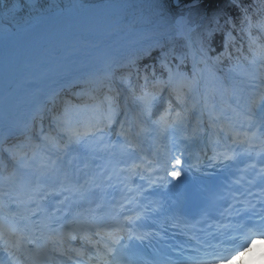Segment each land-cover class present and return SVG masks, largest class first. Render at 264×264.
Wrapping results in <instances>:
<instances>
[{"label": "clouds", "instance_id": "obj_1", "mask_svg": "<svg viewBox=\"0 0 264 264\" xmlns=\"http://www.w3.org/2000/svg\"><path fill=\"white\" fill-rule=\"evenodd\" d=\"M143 2L145 7L132 13L134 21L128 23L123 19L128 0L100 4L108 27L128 36L122 49L88 70L84 81L92 86L90 99L96 105L104 111L110 106L117 110L120 123L106 135H116L120 124L133 130L150 128L165 114L179 113L190 128L205 117L209 121L213 108L219 107L241 116L244 125L254 129L251 135L264 137V120L257 119L264 105V0ZM134 22L141 27H133ZM157 50L158 55L144 61ZM145 95L153 97L150 113L141 104ZM205 164L204 156L191 153L190 167L199 171ZM206 166L213 167L212 160ZM0 212L4 213L0 218L8 215L2 201ZM257 240L264 243V234L248 230L239 248L220 253L219 259H205L228 264V257Z\"/></svg>", "mask_w": 264, "mask_h": 264}, {"label": "snow or ice", "instance_id": "obj_2", "mask_svg": "<svg viewBox=\"0 0 264 264\" xmlns=\"http://www.w3.org/2000/svg\"><path fill=\"white\" fill-rule=\"evenodd\" d=\"M6 7V11L9 10ZM145 113H150L152 109L153 97L145 95L140 98ZM93 116L84 122H74L70 116L69 108L66 106L63 114L56 115L53 119L56 122L57 129L67 137V141L63 146H60L56 142V138L52 136H46L44 139L48 141L53 147L67 148L72 144H80L82 141L87 140L88 146L93 148L98 147H117L119 146L122 152L133 146V135H145L154 133L153 139L161 140L171 138L172 143H176L180 139L189 140L196 137L200 132L201 122H197L190 128L185 126L184 117L179 113L175 116L165 114L160 117L159 120L153 122V126L150 128L133 129L127 125L120 124V130L116 134L119 138L118 144H111L109 142V135L106 132L111 128H114L119 124L117 110L113 107H109L107 111L101 109L99 105L92 106ZM261 112L264 113V105L261 107ZM218 121L219 123H216ZM209 126L214 129L213 131V144L214 155L213 160L223 158L224 160H233L236 155H239L227 142L224 145H220L219 133L223 132L225 135L223 139L227 141L230 136H239L241 133L237 130L238 126L243 127L244 122L239 115L224 116L222 110H216L213 108L209 117ZM219 130V131H215ZM246 137V141L233 140L232 143L243 144L247 143V147L244 148V154L251 156L253 150L257 149L256 155H264V137L257 139L255 135L248 136L247 133L243 134ZM222 147L223 150H219ZM11 153L12 149H8ZM15 158V157H13ZM264 161V160H262ZM181 161H177V164H181ZM256 164H249L245 172L249 169L253 170V178L248 182L255 184L257 179L264 180V167L259 170V175L255 174L254 170ZM174 178H179L180 173H170ZM150 179V178H149ZM239 183V181H237ZM66 191H72V189H64ZM59 195V192L56 193ZM261 202H264V191L260 194ZM68 199V197H65ZM246 207L244 211H248L250 208H254L255 205L251 201H244ZM39 207V204L37 205ZM59 211V209H57ZM264 212V209L261 210ZM35 215V212H33ZM26 216H19L8 214L7 216L0 218V251H3L4 255L0 256V264H43L41 257H46L48 260H55L57 257L49 255V252H58L59 257H65L66 253L62 246V241L76 239L80 236L85 244L83 248H69L68 260H73L75 255L74 264H121L119 254L123 247V243L114 234L101 235L102 226L92 224H84L79 221H71V229L64 231V224H61L58 228H53L49 224H43L40 229V235L36 236L34 233L36 228H30L28 224H21V220H28ZM136 217L130 218L134 221ZM35 223V222H33ZM39 227V225H37ZM91 228H96L94 233L100 238L95 242L88 235V231ZM141 237H138L140 239ZM192 239L199 243L197 237L193 236ZM43 241V243H41ZM49 242L51 248H49ZM28 244H34L35 248L29 250ZM205 257H193L192 264H210V261H206ZM87 257V259H85ZM60 264H65L64 260L60 261Z\"/></svg>", "mask_w": 264, "mask_h": 264}, {"label": "bare ground", "instance_id": "obj_3", "mask_svg": "<svg viewBox=\"0 0 264 264\" xmlns=\"http://www.w3.org/2000/svg\"><path fill=\"white\" fill-rule=\"evenodd\" d=\"M128 3L130 7L123 17L125 23L134 21L132 13L145 7L143 0H128ZM76 26L73 31L57 25L42 27L39 34L28 36L24 45V51L28 52L25 57L24 52L18 50H3L0 53V87L9 86L26 100L32 87L58 86L63 74L69 75L72 68L85 65V44L89 40H106L117 49H122L128 40L124 31H113L108 27L107 17L98 5ZM133 27L141 25L134 22ZM237 261L230 264H238Z\"/></svg>", "mask_w": 264, "mask_h": 264}, {"label": "rangeland", "instance_id": "obj_4", "mask_svg": "<svg viewBox=\"0 0 264 264\" xmlns=\"http://www.w3.org/2000/svg\"><path fill=\"white\" fill-rule=\"evenodd\" d=\"M17 1H19V0H17ZM2 2H3V7H4L3 10H4L5 13H7V12H11L12 10H14V7H15V5H16V0H2ZM46 2H47L49 5H56L57 0H43L42 4H39V5H41V6H46V5H45ZM10 5H11L10 9L6 11V7H9ZM35 6H36V5L33 4V8H35Z\"/></svg>", "mask_w": 264, "mask_h": 264}]
</instances>
